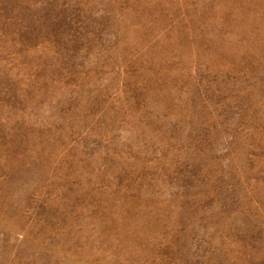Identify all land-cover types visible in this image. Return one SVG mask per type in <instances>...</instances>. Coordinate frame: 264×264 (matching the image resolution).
Returning a JSON list of instances; mask_svg holds the SVG:
<instances>
[{
	"label": "rangeland",
	"instance_id": "obj_1",
	"mask_svg": "<svg viewBox=\"0 0 264 264\" xmlns=\"http://www.w3.org/2000/svg\"><path fill=\"white\" fill-rule=\"evenodd\" d=\"M0 264H264V0H0Z\"/></svg>",
	"mask_w": 264,
	"mask_h": 264
}]
</instances>
